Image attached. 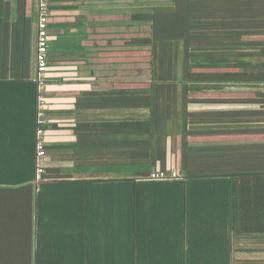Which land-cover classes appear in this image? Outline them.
Here are the masks:
<instances>
[{
	"label": "trees",
	"instance_id": "1",
	"mask_svg": "<svg viewBox=\"0 0 264 264\" xmlns=\"http://www.w3.org/2000/svg\"><path fill=\"white\" fill-rule=\"evenodd\" d=\"M143 1L120 22L132 37L111 39L147 54L149 80L77 100L92 116L76 125L73 151L59 150L72 153L62 159L71 169L45 165L36 179V132L48 129L36 124L41 94L33 80L0 82V188L33 193L21 244L12 231L0 264H264L242 257L264 254V143L227 140L253 135L233 127L255 112L189 109L236 101L220 93L231 77L214 72L207 0ZM177 152L180 179L149 180ZM6 215L18 224L17 210Z\"/></svg>",
	"mask_w": 264,
	"mask_h": 264
},
{
	"label": "crops",
	"instance_id": "2",
	"mask_svg": "<svg viewBox=\"0 0 264 264\" xmlns=\"http://www.w3.org/2000/svg\"><path fill=\"white\" fill-rule=\"evenodd\" d=\"M129 2L134 3V0H50L48 73L41 93V114L48 127L45 145L51 150L45 158L48 168L65 170L74 166V162L62 160L72 153L65 154L59 150L73 151L77 142L76 125L86 122L92 114L76 110V102L83 94L129 88L127 83L116 87L112 80H101L99 76L103 73H98L99 64H102L112 68L114 74H119L118 69H114L117 61H122V56L128 54L124 47H119L123 40L111 38L124 39L134 34L135 28L120 23L129 15L128 10L120 9V6ZM207 12L208 17L213 15L212 20L216 22L209 31L213 37L208 38L214 41L213 64L217 67L214 72L231 77L229 82L223 83L220 93L224 99L236 100L209 104L207 111L253 110V124L240 123L233 128H254L255 133L228 136L227 140L264 143V0H207ZM37 19L38 0H0V82L33 79ZM221 22L227 25V29L220 26ZM228 37L233 40L227 42L225 39ZM211 51L209 44L208 57ZM248 76L254 77V81H248ZM38 118L37 114L36 124ZM21 125L20 118L18 131ZM20 139L18 133V146H21ZM85 177L80 173L73 174L74 179ZM20 187L0 188V253L6 251V246H15V240L10 238L12 231L16 237L17 229L18 246L21 244L22 215L28 203L33 205V193ZM10 209L18 211V224L14 222L13 226L6 215Z\"/></svg>",
	"mask_w": 264,
	"mask_h": 264
},
{
	"label": "built area",
	"instance_id": "3",
	"mask_svg": "<svg viewBox=\"0 0 264 264\" xmlns=\"http://www.w3.org/2000/svg\"><path fill=\"white\" fill-rule=\"evenodd\" d=\"M49 3L50 0H38V19H37V33H36V49H35V75L33 81L37 84L38 93L41 94L46 84V76L48 73V15H49ZM42 102L41 96L39 97V113H38V125H43V115L41 114ZM45 131L39 128L36 132V164L37 172L36 179L39 180L43 174L45 167ZM180 179V175L174 169H168L167 171L156 170L149 176V180L152 181H168Z\"/></svg>",
	"mask_w": 264,
	"mask_h": 264
},
{
	"label": "rangeland",
	"instance_id": "4",
	"mask_svg": "<svg viewBox=\"0 0 264 264\" xmlns=\"http://www.w3.org/2000/svg\"><path fill=\"white\" fill-rule=\"evenodd\" d=\"M143 2L150 3L144 9H151L152 7H170L172 5V0H145ZM120 9H124L125 11L132 12L138 8L140 5H136V3L129 2L121 4ZM122 61H117V66L114 69H118L119 74H114V70L108 66H102L98 69V73H103L99 76L101 80L109 82L112 80L115 83L112 85H116V87L122 86L123 83L126 82H147L149 80V58L147 54L144 53H136L134 51H129L128 54L122 56ZM112 63V62H111ZM109 68V69H108ZM112 70V71H111ZM110 72V73H109ZM145 83H143L144 85ZM145 86V85H144ZM115 87V86H113ZM190 111H204L207 110L206 105H192L190 106ZM171 143H168V147H170ZM178 146V145H177ZM178 150V148H176ZM178 152L174 155L169 154L168 156V168H174L175 163L177 162ZM244 258H254L257 257L258 259H264V254H256V255H249L244 254L242 255Z\"/></svg>",
	"mask_w": 264,
	"mask_h": 264
}]
</instances>
